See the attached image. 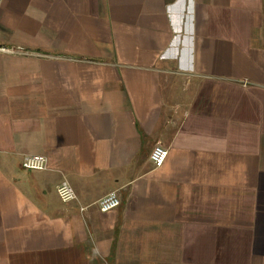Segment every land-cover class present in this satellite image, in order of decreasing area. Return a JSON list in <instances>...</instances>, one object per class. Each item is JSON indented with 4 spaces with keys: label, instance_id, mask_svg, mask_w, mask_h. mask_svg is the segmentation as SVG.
Instances as JSON below:
<instances>
[{
    "label": "crops",
    "instance_id": "obj_1",
    "mask_svg": "<svg viewBox=\"0 0 264 264\" xmlns=\"http://www.w3.org/2000/svg\"><path fill=\"white\" fill-rule=\"evenodd\" d=\"M0 46V264H264V0H1Z\"/></svg>",
    "mask_w": 264,
    "mask_h": 264
},
{
    "label": "built area",
    "instance_id": "obj_2",
    "mask_svg": "<svg viewBox=\"0 0 264 264\" xmlns=\"http://www.w3.org/2000/svg\"><path fill=\"white\" fill-rule=\"evenodd\" d=\"M1 1V0H0ZM1 53L20 54L24 50L20 46H0ZM167 156V149L162 145L156 144L152 147L149 157L154 167H160ZM21 166L28 170H43L46 168V157L42 154L25 155ZM56 192L59 199L67 202L75 199V192L69 183L65 180L56 186ZM121 199L116 190L109 191L97 201L98 209L102 212L110 211L120 205Z\"/></svg>",
    "mask_w": 264,
    "mask_h": 264
}]
</instances>
